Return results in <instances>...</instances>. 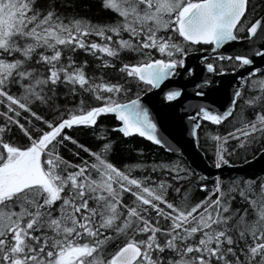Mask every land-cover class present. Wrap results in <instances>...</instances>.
Segmentation results:
<instances>
[{"label":"snow or ice","instance_id":"obj_1","mask_svg":"<svg viewBox=\"0 0 264 264\" xmlns=\"http://www.w3.org/2000/svg\"><path fill=\"white\" fill-rule=\"evenodd\" d=\"M76 7L75 0H0V264H264V175L226 186L217 178L192 202L183 182L193 174L179 160L121 170L108 159L110 140L92 150L65 131L113 114L124 137L168 148L140 95L120 97L133 82L152 90L192 79L186 57L207 45L201 71L231 70L237 84L222 110L200 105L189 115L191 136L198 140L201 121L232 118L225 135L206 134L215 141V167L229 163L226 153L264 155V65L255 62L264 61V0H100L114 16L96 23ZM230 43L244 50L226 53ZM77 50L116 79L89 76ZM192 83L201 97L211 81ZM183 87L170 86L163 99L176 100ZM134 168L148 174L135 177Z\"/></svg>","mask_w":264,"mask_h":264},{"label":"trees","instance_id":"obj_2","mask_svg":"<svg viewBox=\"0 0 264 264\" xmlns=\"http://www.w3.org/2000/svg\"><path fill=\"white\" fill-rule=\"evenodd\" d=\"M254 2L259 3L260 0H254ZM75 4L77 6L76 10L80 13V15L86 18H90L93 23L100 21L111 22V19L114 16V14L101 9L100 0H75ZM257 11H259V8L257 9ZM88 39L89 40L95 39L99 41L98 37H89ZM200 47L204 49L210 48L208 46H200ZM74 59L78 63H83L84 61H88V65L86 66L85 70L89 76L95 75L99 77L103 75L105 79H111V80L116 79V73L112 69H105L103 72L97 70L96 65L102 62L96 60L93 56L85 53L82 50H77L76 54L74 55ZM117 67H118V63H117ZM131 87H132V92L127 97L121 96L120 97L121 102H126L127 99L135 98L136 95L141 96L143 93L149 90L148 86H144V85H141L138 88L135 82L131 84ZM245 96H247V94H245ZM87 98L94 105L97 103L92 101L91 97H87ZM57 102L60 104L64 103V99L62 95L59 97ZM242 105H243V99H240L237 103L236 112L234 113L235 116L239 115ZM44 111H47V109H44ZM244 115L248 118H252L253 116L252 110L250 108H245ZM97 121H98L97 125H95L94 127L79 126V127H73L72 129H66L65 131L69 135L77 139L80 143H83L92 150H97L98 148H100V146L103 143L110 140L113 144V148L109 153L108 159L111 163H113L116 167L120 168L121 170H124L125 166H131L134 164H145L150 166L153 163L171 162V161L179 160L182 163V165L186 167L193 174L189 178V180L183 182L184 188L189 190L190 200L192 202H197L203 199L205 196L208 195V191H210L214 187L217 179L214 181L205 180L202 176L197 175L190 168L188 163L183 159L167 154L163 149L154 146L141 138H138L136 136L125 138L122 134L115 131L114 129L118 126V123L116 122L113 116L102 114L97 118ZM232 125H233L232 118H230L227 122L217 126L208 123H201V126L198 130L197 145L199 150L204 154L205 159L210 165L215 166V162H216L215 141L207 139L206 134L211 133L213 135L219 134L223 136L226 134V132L232 130ZM235 126L240 127V124L236 123ZM17 135L22 137L23 133L17 132ZM98 137H104V139H99ZM26 139L27 138L25 137L24 140ZM24 140H22L21 143H23ZM235 143L236 141L233 140L228 141L227 147L229 151H231ZM69 147H74V146L69 144ZM61 154L66 159L74 163L79 162V160L77 158H74L71 155V153L67 151V149H62ZM257 154L259 153H256L255 156ZM82 155L86 157V154L82 153ZM225 155L226 158L229 160L230 164H240L255 157L253 155H248L247 159H245L243 152H241L239 156L235 154L228 156L227 153ZM142 174L147 175L148 171H142V169L140 168H134L131 173V175L135 177H139ZM153 175L155 176L157 174L154 173ZM258 176L259 175L256 174H251L246 176L228 175V176L219 177V179L226 186L228 185L229 181L233 179H238V178L248 179V178H255ZM164 178L167 179V177ZM201 184L206 185L207 190H201L200 188ZM173 195H175V193H173ZM181 195H183V192L181 193ZM125 196L126 198L130 197V193L125 194Z\"/></svg>","mask_w":264,"mask_h":264},{"label":"water","instance_id":"obj_3","mask_svg":"<svg viewBox=\"0 0 264 264\" xmlns=\"http://www.w3.org/2000/svg\"><path fill=\"white\" fill-rule=\"evenodd\" d=\"M206 50L207 51L204 53L200 51L191 52L190 55L186 57L187 66L196 70L192 78L196 83H200L205 76L211 81L204 89L206 93L204 96L197 97L194 95L192 79L184 75L174 80H167L159 89L148 90L140 96L142 104L149 109L151 118L157 125L158 135L167 142L168 148L156 145L148 141L146 137H140L138 134H133L129 137L136 136L141 138L163 149L167 154L183 159L197 175L202 176L207 181H214L219 177L228 175H264V155L257 154L254 158L243 163H228L221 165L220 168H216L207 162L204 154L199 150L197 138L191 136V122L188 119L189 115H193L200 105H211L213 108L222 110L227 106L233 87L237 84L236 74L231 71L226 75H212L201 71L202 65L200 64V56L207 55L211 51L210 48ZM243 50L244 49L236 43H230L223 49L226 53ZM255 62L257 66L264 65V61L260 58H256ZM183 71L184 70L181 69V72ZM172 85H184L181 97L174 101L164 100V93L169 90ZM107 115L115 118L113 114ZM116 122L118 126L115 129L120 126V122L117 120ZM201 123L211 124L208 121H201Z\"/></svg>","mask_w":264,"mask_h":264}]
</instances>
